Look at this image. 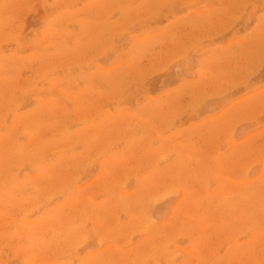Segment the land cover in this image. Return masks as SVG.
Wrapping results in <instances>:
<instances>
[{
  "label": "rangeland",
  "instance_id": "1",
  "mask_svg": "<svg viewBox=\"0 0 264 264\" xmlns=\"http://www.w3.org/2000/svg\"><path fill=\"white\" fill-rule=\"evenodd\" d=\"M0 264H264V0H0Z\"/></svg>",
  "mask_w": 264,
  "mask_h": 264
}]
</instances>
